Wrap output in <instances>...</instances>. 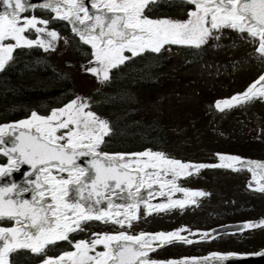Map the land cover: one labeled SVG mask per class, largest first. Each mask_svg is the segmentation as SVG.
<instances>
[{"label":"snow or ice","instance_id":"6c2138e0","mask_svg":"<svg viewBox=\"0 0 264 264\" xmlns=\"http://www.w3.org/2000/svg\"><path fill=\"white\" fill-rule=\"evenodd\" d=\"M69 47L79 71L94 78L96 93L116 79L142 78L144 67L174 49L195 59L205 49L229 56L244 49L230 61L233 68L253 61L259 70L241 90L213 100L209 111L264 102V0H0V71L18 54ZM34 62L46 63L42 56ZM137 62L146 63L137 68ZM116 98L94 100L68 89L54 103L0 122V264H26L25 257L35 264H229L264 257V248L156 256L166 247L264 230V217L217 228L137 230L153 214L183 212L210 196L182 180L202 169L246 171L245 186L264 193V160L216 152L215 163H205L151 147L109 151L117 129L96 109Z\"/></svg>","mask_w":264,"mask_h":264},{"label":"rangeland","instance_id":"374dc122","mask_svg":"<svg viewBox=\"0 0 264 264\" xmlns=\"http://www.w3.org/2000/svg\"><path fill=\"white\" fill-rule=\"evenodd\" d=\"M230 51L231 56L228 54L229 50L207 49L206 55L199 61L188 64L189 59L186 54L173 50L170 55L167 54L171 58L170 63L161 70L164 85L157 91L141 95L146 117L165 119L168 122L170 139L173 143L178 140L181 145L180 139L187 133L194 132L199 135L212 133V138H209L207 143L209 146L211 141L224 133L221 127L215 125L211 127L209 124L199 127L194 122L208 111V106L213 100L241 90L259 70V66L253 61L238 65L234 69L230 61L242 56L245 50ZM48 56L56 67L70 74L75 84V91L88 93L94 97L104 89V87L101 88L99 93L93 91L97 87L94 78H89L87 74L79 71L80 61L72 48H62ZM65 61H70L72 67H66ZM211 120L207 118V121ZM207 146L198 147V144H195L194 148H203L199 149L201 152L200 150L206 149ZM188 160L200 161L193 158ZM205 163H215V160ZM249 175L246 171L232 172L226 169L209 168L202 169L199 175L191 179L182 178L184 186L203 189L209 192L210 196L200 198L198 207H188L183 212L153 214L147 218L146 222L142 221L137 226V230L171 229L181 224L191 228H215L226 223L257 220L264 217V193L245 186ZM194 180L197 182L194 183ZM175 194L177 197L182 195ZM242 212H248V217L241 220L232 218L233 213ZM228 216L231 217L229 221L225 219ZM244 241H246L245 248L242 246ZM221 248L241 252H253L264 248V230L246 232L242 237L240 234L227 235L215 242L191 246L175 245L164 248L162 251L158 250L156 254L176 258L220 251L217 249Z\"/></svg>","mask_w":264,"mask_h":264},{"label":"trees","instance_id":"16d2710c","mask_svg":"<svg viewBox=\"0 0 264 264\" xmlns=\"http://www.w3.org/2000/svg\"><path fill=\"white\" fill-rule=\"evenodd\" d=\"M206 51L207 49L202 57L206 55ZM178 52L188 56V64L200 60L195 59L187 51ZM37 56H42L46 63L36 64L34 58ZM170 60V56L166 54L159 61H154L151 66L144 67L142 78L138 74H133L129 78L116 79L93 97L94 100H102L105 96L117 97L110 102L102 103L96 109L100 115L109 118L117 129L116 138L107 150L136 151L143 147H151L168 152L177 158H193L205 162L215 160L213 155L215 151H223L264 160V135L260 134L261 130H264V102H252L223 113L208 109L194 124L199 127L215 125L221 127L224 132L211 141L209 146L207 143L208 139L212 138V133L200 135L194 132L187 133L180 139V145L178 140L175 143L171 141L169 125L165 119L146 117L141 95L157 91L164 85L161 70L170 63ZM145 63L137 62L136 67L141 68ZM53 69L64 72L52 63L48 55L37 50L30 55L18 54L6 71H0V122L23 118L27 107L39 105L43 108L59 99L62 92L68 89L75 91L73 79L71 77L67 81L56 79ZM208 117L212 119L210 122L207 121ZM195 144H198V147H207L199 152V149L203 148H194ZM193 182L196 183L197 180ZM247 217L248 212H242L233 213L232 218L241 220ZM225 219L229 221L231 217ZM242 246L245 248L246 241ZM156 255L158 258H168L166 255ZM24 259L26 264H35V260L30 257Z\"/></svg>","mask_w":264,"mask_h":264},{"label":"water","instance_id":"95a60500","mask_svg":"<svg viewBox=\"0 0 264 264\" xmlns=\"http://www.w3.org/2000/svg\"><path fill=\"white\" fill-rule=\"evenodd\" d=\"M235 155H238V154H235ZM242 157H245V156H242ZM246 158L255 159V158H250V157H246ZM256 160H261V159H256ZM17 175H19V174H17ZM174 196H176V194H174ZM238 223H240V222L226 223L223 225H236ZM217 227H215V228H217ZM196 256H203V255H196ZM229 264H264V257H260V256L246 257L243 259V261L238 260V259H234L233 261H230Z\"/></svg>","mask_w":264,"mask_h":264},{"label":"flooded vegetation","instance_id":"af4514ba","mask_svg":"<svg viewBox=\"0 0 264 264\" xmlns=\"http://www.w3.org/2000/svg\"><path fill=\"white\" fill-rule=\"evenodd\" d=\"M148 231V230H147Z\"/></svg>","mask_w":264,"mask_h":264}]
</instances>
